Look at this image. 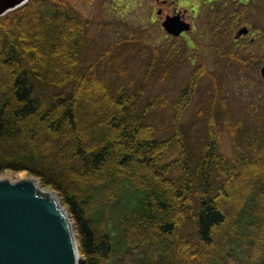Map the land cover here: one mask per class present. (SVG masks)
Returning <instances> with one entry per match:
<instances>
[{"label": "trees", "instance_id": "trees-1", "mask_svg": "<svg viewBox=\"0 0 264 264\" xmlns=\"http://www.w3.org/2000/svg\"><path fill=\"white\" fill-rule=\"evenodd\" d=\"M6 17L0 174L27 172L55 192L82 264H264V113L229 110L214 80L198 106L205 122L185 130L181 117L202 77L194 71L172 105L171 135L161 138L150 120L155 99L143 97L154 74L163 80L173 68L169 51L160 61L154 50L130 89L88 61L89 22L65 1L30 0ZM257 21L264 41V12L240 20ZM136 44L122 41L128 48L116 63L144 57L148 48ZM218 55L231 71L264 62L232 45Z\"/></svg>", "mask_w": 264, "mask_h": 264}, {"label": "rangeland", "instance_id": "rangeland-1", "mask_svg": "<svg viewBox=\"0 0 264 264\" xmlns=\"http://www.w3.org/2000/svg\"><path fill=\"white\" fill-rule=\"evenodd\" d=\"M72 8L74 7L78 14H80L83 19H88L90 25L87 29L88 38V54L87 59L90 63H95L99 61L102 68L99 69L106 79L116 85L123 84L130 89H135L139 87L144 79L146 72V58L137 60L136 56L133 58L135 61L125 60L121 58L119 61L122 63H117L119 67L114 63L116 56L120 57L121 50L127 46L119 45L114 48V43H118L119 37L126 38L134 35L141 36V38L146 39L144 42L149 43L150 47L154 48L156 42L160 39H164L166 36L158 33H153L149 35L143 28L147 29V22L142 19V13L145 12V6L151 5L152 8L155 6L154 0L149 3V0H136V6L134 11L126 9V6L130 4L128 1H123L118 3L119 0H64ZM187 4L183 5L182 2ZM179 3L186 8H191L194 4L198 3L194 0H179ZM112 6H114L113 9ZM119 7V8H118ZM183 10V8H181ZM139 10V11H138ZM192 10V9H190ZM122 11L126 12L122 15ZM14 12V11H11ZM142 12V13H141ZM150 10L148 11L146 17H148ZM8 15L12 13H7ZM192 13L187 10L186 18L191 19ZM3 16L2 19H6ZM144 20V22L139 21ZM159 19L158 16H156ZM0 19V21H2ZM160 20V19H159ZM134 25V26H133ZM137 26V31H133V27ZM141 27V28H139ZM144 36V37H143ZM93 45H90V44ZM158 43V42H157ZM114 49H116L114 51ZM264 49L262 50V53ZM196 55H198V48L195 49ZM195 55V56H196ZM144 60V61H143ZM145 62V64H143ZM184 63L178 69L172 70L169 77L165 80L159 79L158 76H154L149 81V84L145 88L143 101L149 98L155 99L153 104L154 108L152 110V116L150 120L156 125H159L160 129L163 130L159 136L161 138L170 136L171 127V115L170 111L174 101L177 100L179 92L187 84L190 78L191 70L195 67L191 61L186 58ZM226 67L225 65H216L209 62L207 73H205L202 79L201 89L199 95H197L196 100L189 104L187 107L183 118L181 117V123L183 128L187 131H191L194 124L197 121L201 123L205 122L204 115L202 112L201 117H197L195 112V104L200 101H204L202 91L206 89L208 85L212 83L211 76L214 72H219L221 68ZM2 68L0 73L3 72ZM223 73L229 76L228 81L225 85L224 95L228 100L230 105L229 110H235L238 114L243 113V108L247 107L250 112H256V107H264V82L261 80L259 69L255 72L252 69L245 74H239L236 70L231 71L229 68H224ZM210 74V75H208ZM161 94L166 96L163 98ZM162 98V99H161ZM166 100V102L164 101ZM161 102L163 104L161 105ZM162 106V107H161ZM195 120V123H194ZM221 144L224 153L227 156L232 155V147L230 140L227 136L221 135ZM175 155V154H174ZM33 178L27 172H14L6 171L0 174V179L19 181L27 178ZM74 223V222H73Z\"/></svg>", "mask_w": 264, "mask_h": 264}, {"label": "water", "instance_id": "water-1", "mask_svg": "<svg viewBox=\"0 0 264 264\" xmlns=\"http://www.w3.org/2000/svg\"><path fill=\"white\" fill-rule=\"evenodd\" d=\"M23 1L0 0V15ZM163 26L174 35L189 30L178 16ZM261 73L264 78V67ZM81 263L76 227L55 193L34 178L0 180V264Z\"/></svg>", "mask_w": 264, "mask_h": 264}, {"label": "flooded vegetation", "instance_id": "flooded-vegetation-1", "mask_svg": "<svg viewBox=\"0 0 264 264\" xmlns=\"http://www.w3.org/2000/svg\"><path fill=\"white\" fill-rule=\"evenodd\" d=\"M152 1V0H149ZM198 3H196V5L194 4L192 6V15H191V19L188 20L186 18L187 15V10H182L181 7L187 3H185L184 1L181 3L183 5H181L179 3V0H154L155 2V6L153 8V11H160V18L161 19V23L162 21H164V19L167 16H171V15H176V14H180L182 19L191 23L192 25V31L188 34L184 33L182 34V36L180 38H185L187 39V36H192V37H199L202 33L203 30V20L205 15H209L212 14L213 12V8L210 7V5L212 4V0H195ZM216 2H218V4L222 5V1L223 0H214ZM228 3H235V2H245L246 0H226ZM192 2H194V0H192ZM168 38L173 39V37L166 35ZM252 33L251 30L249 32V34L247 36H243L242 38H240L238 40V42L240 41V44H245L247 41L246 39L249 38L251 42H253L255 40L256 37H252ZM198 59V57H195V60Z\"/></svg>", "mask_w": 264, "mask_h": 264}]
</instances>
